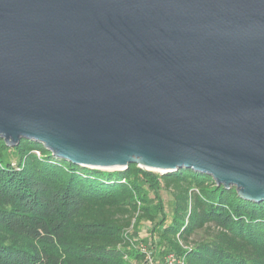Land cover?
Here are the masks:
<instances>
[{"label":"water","instance_id":"water-1","mask_svg":"<svg viewBox=\"0 0 264 264\" xmlns=\"http://www.w3.org/2000/svg\"><path fill=\"white\" fill-rule=\"evenodd\" d=\"M0 139L264 200V0H0Z\"/></svg>","mask_w":264,"mask_h":264},{"label":"trees","instance_id":"trees-1","mask_svg":"<svg viewBox=\"0 0 264 264\" xmlns=\"http://www.w3.org/2000/svg\"><path fill=\"white\" fill-rule=\"evenodd\" d=\"M141 244L174 264H264V200L192 170L101 171L0 139V264H145Z\"/></svg>","mask_w":264,"mask_h":264},{"label":"built area","instance_id":"built-area-1","mask_svg":"<svg viewBox=\"0 0 264 264\" xmlns=\"http://www.w3.org/2000/svg\"><path fill=\"white\" fill-rule=\"evenodd\" d=\"M139 247H140V250L142 252H145V254H146L145 264H155L153 261L154 260L153 256L151 255L150 251L146 250V248H144L142 245ZM178 261L179 260H176L173 255H168L167 257H165L163 259V261H160L159 263H161V264H174V263H178Z\"/></svg>","mask_w":264,"mask_h":264},{"label":"rangeland","instance_id":"rangeland-1","mask_svg":"<svg viewBox=\"0 0 264 264\" xmlns=\"http://www.w3.org/2000/svg\"><path fill=\"white\" fill-rule=\"evenodd\" d=\"M151 172H155V171H151ZM155 173H158V172H155ZM164 199H167V197L164 195ZM144 248L146 247V246H144V244H141ZM140 245V246H141ZM157 255V253H155L154 255H153V261H154V263L155 264H161V263H159L161 260L159 259V257L157 256V257H155ZM163 260V259H162Z\"/></svg>","mask_w":264,"mask_h":264}]
</instances>
